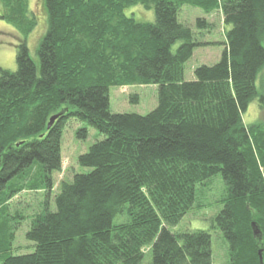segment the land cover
<instances>
[{"label":"trees","instance_id":"obj_1","mask_svg":"<svg viewBox=\"0 0 264 264\" xmlns=\"http://www.w3.org/2000/svg\"><path fill=\"white\" fill-rule=\"evenodd\" d=\"M43 3L47 31L36 64L27 46L36 27L29 0H0V19L22 35L16 71L0 69V264H141L146 248L150 264H213L209 232L172 229L196 204L197 187L218 175L225 195L213 228L228 264H264V127L243 121L252 102H264L256 87L264 0ZM135 6L153 11L154 21L128 16ZM183 6L219 10L230 27L220 61L196 67L193 81L185 65L212 26L203 18L198 32L181 24ZM134 85L158 86L157 107L113 114L110 88ZM70 120L83 124L78 139L91 128L103 140L78 157L89 171L61 182L54 210L45 201L28 216L33 253L14 255L15 234L2 215L23 191L49 197Z\"/></svg>","mask_w":264,"mask_h":264},{"label":"rangeland","instance_id":"obj_2","mask_svg":"<svg viewBox=\"0 0 264 264\" xmlns=\"http://www.w3.org/2000/svg\"><path fill=\"white\" fill-rule=\"evenodd\" d=\"M29 8L36 22V27L27 37V46L31 59L38 64L37 49L47 31V12L43 0H29ZM127 15L133 16L138 22L154 21V12L147 11L141 6L128 9ZM200 18L205 19L212 27L209 30L201 31L202 33L198 35L199 43L208 44L197 47L192 59L186 63L184 71L186 81L194 80L196 67L213 66L220 61L225 48V33L230 29L223 24L222 14L219 10L207 15L201 9L183 6L178 15V21L194 32H198L196 20ZM20 41H22V35L11 24L0 19V69L10 72L16 71V53ZM179 45L180 43H177L173 50L175 51ZM256 87L264 100V69L259 75ZM109 97L110 111L113 114L144 116L157 107L158 86L112 87L109 90ZM135 99H137L136 102ZM243 121L248 126L260 124L264 127V102L261 104L257 99L252 102L243 115ZM82 127L83 124L75 120H70L65 127L62 136V169L53 175L54 188L49 197L45 196L43 192L23 191L7 204L6 211L2 216L9 220L8 227L15 234L14 243L10 248L12 254L33 253L34 244L25 238L30 225L28 216L39 212L45 201L50 202V207L54 210V196L58 193L61 182L71 181L73 175L89 171V169L81 168L77 159L80 155L87 153L96 142L103 140V136L94 129L88 128L86 139H78L77 133ZM36 168L39 170L38 165H34L33 170ZM224 195L225 186L220 175L205 185L198 186V198L193 209L172 229L174 232L196 230L209 232L212 241L213 264H228L227 245L220 231L213 228L214 217L223 208L221 200ZM150 263L151 253L146 248L141 264Z\"/></svg>","mask_w":264,"mask_h":264},{"label":"water","instance_id":"obj_3","mask_svg":"<svg viewBox=\"0 0 264 264\" xmlns=\"http://www.w3.org/2000/svg\"><path fill=\"white\" fill-rule=\"evenodd\" d=\"M63 115V112H60L54 116H52L49 120V123H48V129L56 122V120Z\"/></svg>","mask_w":264,"mask_h":264}]
</instances>
